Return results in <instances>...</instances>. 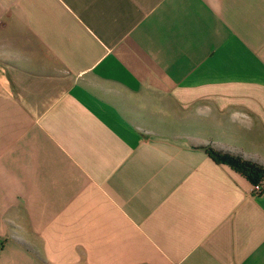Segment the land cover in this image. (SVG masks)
Here are the masks:
<instances>
[{"label":"crops","instance_id":"1","mask_svg":"<svg viewBox=\"0 0 264 264\" xmlns=\"http://www.w3.org/2000/svg\"><path fill=\"white\" fill-rule=\"evenodd\" d=\"M264 0H0V264H264Z\"/></svg>","mask_w":264,"mask_h":264},{"label":"trees","instance_id":"2","mask_svg":"<svg viewBox=\"0 0 264 264\" xmlns=\"http://www.w3.org/2000/svg\"><path fill=\"white\" fill-rule=\"evenodd\" d=\"M216 163L232 167L248 178L253 184L264 179V165L253 159L246 158L241 153L217 148L213 145L202 147Z\"/></svg>","mask_w":264,"mask_h":264},{"label":"built area","instance_id":"3","mask_svg":"<svg viewBox=\"0 0 264 264\" xmlns=\"http://www.w3.org/2000/svg\"><path fill=\"white\" fill-rule=\"evenodd\" d=\"M264 192V179L252 184L251 193L253 195H261Z\"/></svg>","mask_w":264,"mask_h":264}]
</instances>
